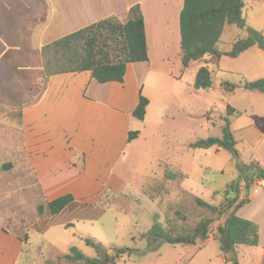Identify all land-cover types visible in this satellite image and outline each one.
<instances>
[{
  "label": "rangeland",
  "instance_id": "obj_1",
  "mask_svg": "<svg viewBox=\"0 0 264 264\" xmlns=\"http://www.w3.org/2000/svg\"><path fill=\"white\" fill-rule=\"evenodd\" d=\"M26 16L21 6L13 5L9 10L0 8V217L4 214L12 220L6 222L10 235L9 256L16 251V243L19 245L16 264H79L59 259L71 246L78 247L87 256H105L109 264H224L222 256H234L231 250L224 251L220 239L213 237L217 224L226 213H211L198 205L195 197L217 206L222 196L216 191L222 192L239 178L236 161L225 148H192L188 145L201 138L219 136L227 116L235 147L241 152L240 162L247 163L257 150L256 143L242 137L252 113L258 121L264 115V95L240 84L242 75L254 76L249 71L251 54L237 57L221 54L219 70L217 63L209 61L213 82L207 89L193 86L198 62L186 68L180 78L159 72L150 76L147 89L151 99L143 120L131 117L127 131L139 130V135L129 143L116 127L109 126L110 121L91 119L89 115L82 117L76 124L75 138L84 134L92 138L84 143L86 149L92 152L105 149L101 160L107 164L100 165V157L92 154L87 156L85 171L80 165L73 170L66 162L62 181L68 186L73 183V174L86 179L97 173L99 167H103L101 172L105 174L100 176L109 178L108 181L98 175L88 178L92 182L80 185L79 197L73 196L74 203L70 207L50 215L46 209L41 213L37 210V205L46 202L43 203L41 188L34 181L30 157L35 148L26 137L28 127L22 111L43 91L46 80L44 58L32 45L40 40L59 38L58 34L64 31L49 30L40 35L31 28L32 37L28 35L29 24L34 22L25 21ZM238 32L244 34L242 29L228 24L217 43L219 50L229 49ZM254 50L264 55L257 46L250 51ZM47 57L53 59L51 54ZM152 63L155 67L154 58ZM224 81L235 87L232 90L225 87L221 84ZM227 105L239 113L228 115ZM42 110L39 106L38 111ZM71 110L69 105L53 110L57 112V117L51 118L55 120L56 130L62 126L58 120H63L65 114L69 121L75 119V112L72 114ZM51 144L49 157L57 151L62 155L69 154L59 136H55ZM95 164L97 167L93 168ZM178 170L185 174L177 173ZM168 172L174 173L175 177L166 176ZM240 187L245 189L243 181H240ZM175 211L184 218H178ZM154 213H158L163 222L166 217H172L185 226L195 225L202 216H212L209 239L203 245L198 244L202 242L172 245L161 240L149 244L143 234L152 224ZM85 238L102 243L100 253L87 245ZM126 246L137 251L131 254L117 252V248ZM195 248L196 252L193 251ZM254 251L258 259L257 250Z\"/></svg>",
  "mask_w": 264,
  "mask_h": 264
},
{
  "label": "crops",
  "instance_id": "obj_2",
  "mask_svg": "<svg viewBox=\"0 0 264 264\" xmlns=\"http://www.w3.org/2000/svg\"><path fill=\"white\" fill-rule=\"evenodd\" d=\"M135 3H139L144 19L147 61L129 63L122 82L98 83L91 78L89 71L52 74L45 80L44 89L39 96L23 108L22 118L26 127H28L26 137L35 148L33 155L30 157L31 168L35 184L38 188H41L44 197L43 203L63 193L72 192L73 194H71L74 197H79L78 188L80 185L92 182L88 178L95 175L99 177L105 175L101 172L103 167L102 169L99 167L97 173L86 179L77 178L76 173L73 174V183H69L68 186L62 181L66 162L72 166L73 170H77V166L80 165L79 167H82L85 171L87 156L92 154L100 157V165L107 164V161L101 160L105 156V149H97L94 152L86 149L84 143L93 140L92 138H87L85 134L79 136L78 139L75 138L78 133L76 124L79 123L82 117L89 115L91 119L100 118L107 122L110 121L109 126L112 129L116 127L126 143H129L125 133L129 128L127 125L130 123L132 110L137 104L139 92L146 97L148 96V101L151 99L148 95L150 91L147 89L150 76H156L159 72L166 76L182 77L184 70L181 68L179 58V13L183 0H0L1 9L9 10L13 5L21 6L24 12L27 13L25 21L33 20L34 24L32 25L27 23L30 28L28 35L32 34L31 28H33V32H39L40 35L49 30H63V34H58L60 36L108 16H116L124 21L127 10ZM244 3L243 12L247 24L264 34V0H244ZM227 25L224 26V29ZM31 36L33 37V35ZM240 36L242 35L238 32L230 44ZM57 38H51L46 42L40 40L32 46L40 50L44 44ZM255 46L253 45L239 54V56L251 54L252 62L249 71H252L254 76L242 75L247 80L264 78V55L257 50L250 51ZM229 49L219 50L218 48L220 52ZM153 58L156 61L155 67L152 63ZM204 61L205 59L194 62L201 65ZM206 61L217 63L218 70L220 69L218 64V61H221L220 56L206 57ZM260 93L264 95V93ZM68 105L72 109L71 113L75 112L76 117L74 120L69 121L68 114H65L63 120H58V123L62 126H58L56 130L55 120H51V118H56L57 112L53 110L57 106L62 108ZM39 106L43 107L42 112L38 111ZM48 108H51V110L48 111ZM234 109L236 110L235 115H237L239 111L236 108ZM68 123H71L70 126H66ZM55 136H59L62 144H65V149L68 148V155H62L61 152L57 151L51 157L48 156L49 149L53 147L51 140ZM242 137L250 138L252 144L256 143L254 145L257 150L250 155L248 162L255 161L264 167V115L258 121L252 113L246 126L245 135ZM96 167L95 164L93 168ZM67 176H70V174H67ZM108 178V176L101 177L106 181H108ZM245 197L248 198V202L241 206L236 213L258 224L259 242L255 246L240 245L235 247V259L237 264H264V179L256 180L248 189L240 190L239 199ZM16 218L17 215L14 220ZM7 221L12 222L10 217H5L2 214L0 217V264H16L19 245L16 243L14 246L16 251L9 256L7 244L10 235L7 231L9 227ZM18 238L22 241L21 236H18ZM208 239L198 244L203 245ZM20 250L22 251V248ZM196 250L195 248L193 251L196 252ZM254 250H257L258 259L255 257ZM221 260L224 264H232L228 261V257L222 256Z\"/></svg>",
  "mask_w": 264,
  "mask_h": 264
},
{
  "label": "trees",
  "instance_id": "obj_3",
  "mask_svg": "<svg viewBox=\"0 0 264 264\" xmlns=\"http://www.w3.org/2000/svg\"><path fill=\"white\" fill-rule=\"evenodd\" d=\"M244 4V0H183L179 13L181 68L185 70L192 62L205 59L195 72L193 86L196 89H207L213 82V72L207 64L206 57H218L221 54L236 57L253 45L264 51V34L247 24L243 12ZM226 24H233L242 29L244 35L236 38L229 50L220 52L217 43ZM39 53L44 58L45 79L57 73L89 71L91 78L98 83L122 82L129 63L148 60L144 19L140 5L135 3L130 6L124 21L116 16L102 18L44 44ZM48 54H51L53 59L47 57ZM221 84L231 90L235 87L228 81ZM240 84L245 89L264 93V78L247 80L241 77ZM148 102V98L139 92L132 116L143 120ZM227 111L230 116L236 114V110L230 105H227ZM224 120L219 136L201 138L189 143L188 146L192 148L222 147L236 161L239 178L233 180L222 192L216 191V194L222 196L217 206L200 197H195L196 203L207 208L211 213L219 215L226 213L224 219L217 224L213 237L220 239L225 252L231 250L234 254L237 246L258 245V224L239 216L236 211L248 202L247 197L239 199L240 181H243L245 189H248L254 181L264 179V167L255 161L240 162L229 119L225 116ZM138 135L139 130L128 131L127 142L137 138ZM177 173L184 172L178 170ZM166 176L171 178L175 177V174L168 172ZM73 201V195L65 193L46 201L45 204L37 205V210L41 213L46 209L50 215H53L70 207ZM175 214L180 219L184 218L178 211H175ZM213 220L212 216L206 215L202 216L195 225L185 226L172 217H166L163 222L159 219V214L154 213L152 224L144 232L143 237L147 238L152 245L158 240L172 245L204 242L211 234L210 225ZM84 240L87 245L95 247L100 253L102 243L91 238ZM134 251L137 249L129 246L117 248L118 253L131 254ZM59 259L79 264H109L107 257L100 254L96 257L87 256L76 246H71L69 252L59 256ZM228 260L232 264H237L235 255L228 256Z\"/></svg>",
  "mask_w": 264,
  "mask_h": 264
}]
</instances>
